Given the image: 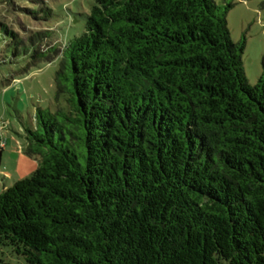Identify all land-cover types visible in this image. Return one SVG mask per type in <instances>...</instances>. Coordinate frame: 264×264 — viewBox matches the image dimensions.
<instances>
[{
    "label": "trees",
    "instance_id": "16d2710c",
    "mask_svg": "<svg viewBox=\"0 0 264 264\" xmlns=\"http://www.w3.org/2000/svg\"><path fill=\"white\" fill-rule=\"evenodd\" d=\"M234 4L95 0L61 48L0 22V64L59 58L54 110L25 129L37 166L0 192V264L3 247L26 264H264V61L249 84Z\"/></svg>",
    "mask_w": 264,
    "mask_h": 264
},
{
    "label": "rangeland",
    "instance_id": "374dc122",
    "mask_svg": "<svg viewBox=\"0 0 264 264\" xmlns=\"http://www.w3.org/2000/svg\"><path fill=\"white\" fill-rule=\"evenodd\" d=\"M35 2H45L53 9L51 21L32 17L24 8ZM95 0H0V22L23 37L34 31L53 28L55 35L46 39L43 48L51 45L61 48L69 39L85 30L87 14ZM227 13V26L234 42L245 38L242 63L249 84L257 82L264 61V7L262 0H234ZM42 5V4H41ZM11 58L10 52L5 53ZM11 62L0 64V183L1 191L23 176L30 175L37 166L36 156L26 153L25 129L35 127L37 107L50 111L55 107L54 76L59 58L29 63L28 56H18ZM26 68V69H25ZM5 187V188H6ZM9 264H26L25 260L1 248Z\"/></svg>",
    "mask_w": 264,
    "mask_h": 264
},
{
    "label": "crops",
    "instance_id": "0c3cea01",
    "mask_svg": "<svg viewBox=\"0 0 264 264\" xmlns=\"http://www.w3.org/2000/svg\"><path fill=\"white\" fill-rule=\"evenodd\" d=\"M23 177H25V176H23ZM23 177H22V178H23ZM5 187H6V186H5V184H4V189H5ZM0 190H1V183H0Z\"/></svg>",
    "mask_w": 264,
    "mask_h": 264
},
{
    "label": "built area",
    "instance_id": "2783aa9c",
    "mask_svg": "<svg viewBox=\"0 0 264 264\" xmlns=\"http://www.w3.org/2000/svg\"><path fill=\"white\" fill-rule=\"evenodd\" d=\"M3 146V143L0 141V147Z\"/></svg>",
    "mask_w": 264,
    "mask_h": 264
}]
</instances>
